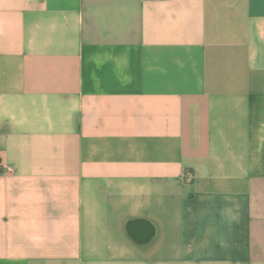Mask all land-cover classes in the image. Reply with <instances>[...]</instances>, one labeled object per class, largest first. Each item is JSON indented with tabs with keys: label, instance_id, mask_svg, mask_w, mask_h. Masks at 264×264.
Segmentation results:
<instances>
[{
	"label": "crops",
	"instance_id": "0c3cea01",
	"mask_svg": "<svg viewBox=\"0 0 264 264\" xmlns=\"http://www.w3.org/2000/svg\"><path fill=\"white\" fill-rule=\"evenodd\" d=\"M0 264H264V0H0Z\"/></svg>",
	"mask_w": 264,
	"mask_h": 264
}]
</instances>
